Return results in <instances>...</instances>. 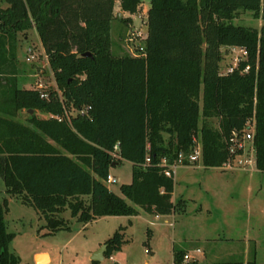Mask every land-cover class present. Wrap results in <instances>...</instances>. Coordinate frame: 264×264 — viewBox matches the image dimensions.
<instances>
[{
	"label": "trees",
	"instance_id": "16d2710c",
	"mask_svg": "<svg viewBox=\"0 0 264 264\" xmlns=\"http://www.w3.org/2000/svg\"><path fill=\"white\" fill-rule=\"evenodd\" d=\"M119 1L135 14L143 0ZM115 2L0 0V177L9 194L43 216L45 234L71 229L66 209L84 225L136 215L137 206L156 215L185 212V199L173 201L174 176L165 174L162 158L173 163L189 154L196 136L204 166L219 167L231 133L252 118L256 166L264 171V23L258 29L232 22L240 11L264 21V0H150L138 56L113 51ZM33 27L57 88L18 86V34ZM230 46L248 56L223 74L222 47ZM24 108L50 116L18 120ZM124 160L133 165L132 180L120 195L106 179ZM8 211V200L0 201V264H18ZM125 229L106 240L105 257L122 250ZM185 254L174 246L173 263L207 264L185 261ZM255 258L216 264H257Z\"/></svg>",
	"mask_w": 264,
	"mask_h": 264
},
{
	"label": "rangeland",
	"instance_id": "374dc122",
	"mask_svg": "<svg viewBox=\"0 0 264 264\" xmlns=\"http://www.w3.org/2000/svg\"><path fill=\"white\" fill-rule=\"evenodd\" d=\"M149 7L150 0H143L139 11L130 14L123 11L120 1L116 0L112 25L115 54L139 55L148 32ZM232 22L258 29L264 23L251 11L238 12ZM17 47L18 86L57 88L35 27L18 34ZM222 53L221 73L225 74L237 58H241L242 52L230 46L222 47ZM33 114L50 116L40 109L24 108L16 118L26 121ZM204 120L201 117L200 125ZM209 121L218 128L217 118ZM132 171L133 165L127 160L113 166L111 174L117 180L108 184L110 189L121 195L120 186L131 182ZM174 180L173 201L185 199V212L157 216L137 206L136 215L105 216L84 225L66 209L62 215L71 229L45 234L49 230L45 228L43 216L24 203L21 196L9 194L0 177V201L8 200L5 219L8 232L13 234L10 250L19 258L18 264H36L37 252L51 256V261L37 264H93L94 252L124 226L126 242L122 250L98 264H173L174 246L185 249L192 260L200 263L241 259L246 262L256 254L257 264H264V171L257 166L232 170L206 167L201 160L196 166H179ZM149 229L152 230L150 237Z\"/></svg>",
	"mask_w": 264,
	"mask_h": 264
},
{
	"label": "built area",
	"instance_id": "2783aa9c",
	"mask_svg": "<svg viewBox=\"0 0 264 264\" xmlns=\"http://www.w3.org/2000/svg\"><path fill=\"white\" fill-rule=\"evenodd\" d=\"M231 47L233 49L239 48L242 52V55L241 58H237V62L229 68V71H233L239 65V62L248 56V52L244 47ZM140 54L142 53L139 52V55ZM28 59L30 60V58ZM249 69L250 65H247L244 71H248ZM255 128V118H252L247 121L243 129L234 130L231 133L228 142L229 157L221 166H219V168L232 170L236 168L249 169L253 166H256V146L254 142ZM193 139L195 143L194 148L189 154L180 153L178 158L175 159L173 163L169 162L168 158L166 157L162 158L160 165L164 167V172L167 176H175L177 168L181 165H198V163L202 160L201 141L196 136H194ZM116 149H118V146H116ZM115 156L117 157L116 154ZM150 161V156H147L146 164L150 163ZM116 180L117 178L110 173L107 176L106 183L111 184L116 182ZM192 258L193 257H191L189 253H186L184 256L185 261H191Z\"/></svg>",
	"mask_w": 264,
	"mask_h": 264
},
{
	"label": "water",
	"instance_id": "95a60500",
	"mask_svg": "<svg viewBox=\"0 0 264 264\" xmlns=\"http://www.w3.org/2000/svg\"><path fill=\"white\" fill-rule=\"evenodd\" d=\"M87 55L89 53H86ZM116 164L114 163L113 166H115ZM108 245L107 243L103 244L97 251L94 252V254L92 255L91 259L92 261H96V262H100L105 258V253L107 251ZM38 256H40L43 261L46 260V258L48 257L47 253H39L35 256V260L37 263H40V261L38 260ZM42 261V262H43Z\"/></svg>",
	"mask_w": 264,
	"mask_h": 264
},
{
	"label": "crops",
	"instance_id": "0c3cea01",
	"mask_svg": "<svg viewBox=\"0 0 264 264\" xmlns=\"http://www.w3.org/2000/svg\"><path fill=\"white\" fill-rule=\"evenodd\" d=\"M194 166H196V165H194ZM158 216V215H157ZM39 253H47V252H37L36 254H35V256L37 255V254H39ZM48 254V257H49V259H50V261H51V256H50V254L49 253H47ZM35 262H36V260H35ZM36 264H37V262H36Z\"/></svg>",
	"mask_w": 264,
	"mask_h": 264
},
{
	"label": "bare ground",
	"instance_id": "6f19581e",
	"mask_svg": "<svg viewBox=\"0 0 264 264\" xmlns=\"http://www.w3.org/2000/svg\"><path fill=\"white\" fill-rule=\"evenodd\" d=\"M38 260L40 261V263L43 261V259L40 256H38ZM46 260H49V257H47Z\"/></svg>",
	"mask_w": 264,
	"mask_h": 264
}]
</instances>
